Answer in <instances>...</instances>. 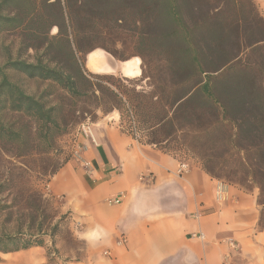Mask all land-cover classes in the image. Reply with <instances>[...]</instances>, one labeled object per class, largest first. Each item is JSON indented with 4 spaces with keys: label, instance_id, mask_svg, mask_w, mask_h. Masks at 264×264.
<instances>
[{
    "label": "trees",
    "instance_id": "trees-1",
    "mask_svg": "<svg viewBox=\"0 0 264 264\" xmlns=\"http://www.w3.org/2000/svg\"><path fill=\"white\" fill-rule=\"evenodd\" d=\"M256 7L254 0L249 5L245 0H0V33L22 28L26 40L42 39L44 55H49L46 61L15 60L0 66V142L22 137L21 128L11 121L14 115L40 122L50 144L51 133L67 125L65 118L61 122L56 116L59 111L64 117L61 105L47 98V91L31 94L13 82L5 71L10 67L55 84L68 97L67 106L90 91L95 107L105 113L112 108L130 110L136 129L139 124L149 130L146 143L175 155L190 153L223 183L248 191L258 188V203L264 207V17ZM53 28L71 47L72 69L62 68L61 59L51 56ZM116 28L137 30L142 45L165 44L167 49L158 57L154 75L147 73L151 61L141 53V78L121 79L132 88L115 84L114 75L89 74L77 58L101 48L127 60L106 42ZM87 75L113 80L114 88L92 82ZM143 78L156 81V92L137 90ZM81 80L89 84L84 90ZM2 196L0 191V214L14 207ZM29 197L35 201L34 195ZM36 219L30 216L26 233L21 216L14 232L2 230L0 254L44 246V235H50L52 263L58 226L42 234L41 225L34 233ZM65 219L61 217L62 223ZM259 227H264V209Z\"/></svg>",
    "mask_w": 264,
    "mask_h": 264
},
{
    "label": "crops",
    "instance_id": "crops-1",
    "mask_svg": "<svg viewBox=\"0 0 264 264\" xmlns=\"http://www.w3.org/2000/svg\"><path fill=\"white\" fill-rule=\"evenodd\" d=\"M254 2L264 17V0ZM86 65L97 74L142 76L138 58L118 60L99 48ZM117 121L92 123L93 139L79 135L90 166L67 159L45 188L82 244L79 258L55 236L50 263L53 239L44 235V246L19 251L9 264H264L258 188L216 180L199 161L146 143ZM182 162L189 168L181 173ZM121 192V203L107 202Z\"/></svg>",
    "mask_w": 264,
    "mask_h": 264
},
{
    "label": "rangeland",
    "instance_id": "rangeland-1",
    "mask_svg": "<svg viewBox=\"0 0 264 264\" xmlns=\"http://www.w3.org/2000/svg\"><path fill=\"white\" fill-rule=\"evenodd\" d=\"M245 3L249 5V0H245ZM256 8L258 9V7ZM56 35L57 28H53L51 36H55V39L52 40L54 53L51 54V56H58V59H61L59 64L62 68L72 69V67H70L71 60L69 58L71 47L67 45L63 37H58ZM137 35V30L126 31V29L116 28L113 34L107 37L106 42L115 50L119 57L124 59L138 58L141 64L143 62L141 53L143 52V54L147 56V60L149 62L151 61L150 65L148 63L146 71L149 75H154L157 68L156 65L158 64L157 59L159 56L166 54V46L165 44L157 43L150 45L149 42H145V45H142V41L138 39ZM42 42H44L42 39L26 40L22 28L9 29L1 32L0 66H6L9 62L15 60L36 62L37 58H41L46 61L49 55H44L43 48L41 47ZM33 44L39 46L38 49L32 48L31 45ZM59 44L63 45L62 49ZM93 44H96V42ZM56 50H59V52L56 53ZM110 55L115 58L112 54ZM79 57H81V60H79L86 68L87 72L97 75V73H92L86 65L87 54H77V58ZM5 71L13 82L18 83L28 93L40 94L47 91V94L50 95L47 96V98H50L53 102H57L61 105L62 110L64 109V117L59 111L56 116L59 120H62L61 122L66 119L67 125L64 127L63 131L56 130L51 133L53 144H50L40 130V122H36L34 119L31 120L29 117H20L16 115L11 117V121L21 128L22 137H20L19 140L9 143L2 144L0 142V191L3 194L2 198L8 200L6 203L14 205V207L8 208L4 213L0 214V232L2 230L10 233L14 232L17 225V221L15 220L19 218V216H21L24 222L23 232H27L26 227L28 224H31L32 220H30V216L33 214L37 216V219L32 232L37 233V228L43 225L41 233L51 234L54 228L58 226L56 240H60L61 238L65 242L64 246L68 249L67 251L72 249L73 253L76 252L75 256L79 258L82 244L72 239L70 233L64 227V222L62 223L61 221L62 216L58 214L55 200L48 196L45 189L52 172L67 159L73 157L77 138L80 135L79 126L82 123H90L92 125V123L105 118H111L113 116L118 117L117 122L122 129L134 134L138 139L143 141L148 139L147 135L149 130L140 126L138 123L137 130L135 124L137 119L135 120L133 118L130 110L126 111L123 107H121V111L112 108L108 113L97 109V107H95V97L90 94V91L88 95L74 101L71 107L68 105L73 110L70 111L67 106L69 103L68 97H65L60 89L57 91V86L55 84L49 81L29 78L24 73L10 67H7ZM114 76L118 78L115 84L124 85L127 88L133 87L129 82L122 81V76ZM87 77L92 82L114 88V84L112 83L114 82L113 80L108 81L107 79H99L95 77V75H87ZM130 79L135 80V78ZM152 83L156 84L153 78H143L137 86V90L156 92ZM79 85L83 90L89 86V84L83 80L79 82ZM120 90L122 91V88ZM113 120L114 119H111V121ZM178 155L184 159H195L199 161L185 151H179ZM29 194L36 197L34 198L35 201L29 197ZM263 209L264 207L261 208V210ZM12 212L13 214H11ZM10 217L13 218L10 219ZM17 253L19 252L0 254V264H9L12 260V256H15ZM54 257L53 255L51 256V258L55 259Z\"/></svg>",
    "mask_w": 264,
    "mask_h": 264
},
{
    "label": "built area",
    "instance_id": "built-area-1",
    "mask_svg": "<svg viewBox=\"0 0 264 264\" xmlns=\"http://www.w3.org/2000/svg\"><path fill=\"white\" fill-rule=\"evenodd\" d=\"M79 132L81 136L93 139L92 127L90 123H82L79 126ZM72 158L79 164H82L84 167L90 166V163L83 157L82 147L78 143H76L75 145ZM188 168H189L188 164L186 162H182L179 168V172L182 173L183 171L188 170ZM124 197H125V194L121 192L117 196L107 199V202L110 204H119L122 202Z\"/></svg>",
    "mask_w": 264,
    "mask_h": 264
}]
</instances>
